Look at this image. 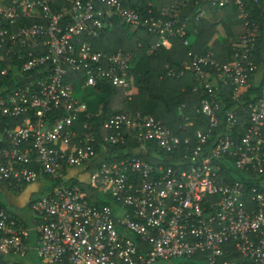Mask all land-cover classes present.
Returning <instances> with one entry per match:
<instances>
[{
    "label": "built area",
    "instance_id": "obj_1",
    "mask_svg": "<svg viewBox=\"0 0 264 264\" xmlns=\"http://www.w3.org/2000/svg\"><path fill=\"white\" fill-rule=\"evenodd\" d=\"M195 2L196 17L182 20L187 1L157 13L152 1L142 18L123 0H0V181L47 186L30 200L33 225L0 205V264L33 253L46 264H264V85L242 100L259 25L244 0ZM231 2L244 32L229 41L230 61L189 51L201 100L180 107L176 130L143 111L111 115L101 139L75 127L89 110L77 85L136 86V54L97 46L116 19L161 35L156 52L174 36L190 46L206 8Z\"/></svg>",
    "mask_w": 264,
    "mask_h": 264
},
{
    "label": "trees",
    "instance_id": "obj_2",
    "mask_svg": "<svg viewBox=\"0 0 264 264\" xmlns=\"http://www.w3.org/2000/svg\"><path fill=\"white\" fill-rule=\"evenodd\" d=\"M123 1L126 6L131 5L139 11H142V18L147 17L149 14L148 9L151 7L149 3L152 1L155 2V0ZM156 1L157 4L155 3L154 7L156 13L163 6H168L178 1H187L188 7H185L181 13V19L185 20L188 16L191 19L196 17V0ZM244 1L253 20L259 25L258 37L252 52V58L258 67L257 71L262 70L264 75V0L260 2H255V0ZM53 8L58 10L55 5H53ZM225 9L229 10V17L224 21L225 29L228 32L226 39L218 36L216 25L202 20L199 23V34L195 35L192 34L191 30L189 31L190 46L183 44V38L174 36L171 38L172 47L162 46L156 52H151V44L159 40L161 35L157 33L152 34L144 27L134 29L124 19H116L114 24L105 30V36L97 41V46L109 52L117 48H122L125 51H131L136 54L134 58L135 65L132 69L136 75V86L130 90L115 88L109 83H105L103 87L99 86L95 90L99 96V103L95 107L89 106V110L81 114L79 122L75 123V127L81 130L87 124L88 127L85 131L93 133L98 139H101V134H105L106 132L103 129V124L111 115L122 112L136 113L143 111L162 119L171 129L176 130L184 121L180 119V107L182 105L187 106L186 113H189L201 100L200 94L193 91V85L197 79L195 73L189 68L191 63L189 51L193 50L196 53L202 54L212 49L215 51L216 57L219 60L224 62L231 60L233 47L232 44H229V41L233 38L237 39L238 37L232 30V26L238 23L242 24V20L239 18L237 8L233 2L225 7ZM169 68L176 70L186 69V72L181 78H174L168 75ZM256 74L252 77L249 86L243 92L242 100L246 105L261 96V87L264 85V79L258 81ZM145 99L149 102L143 107V101ZM61 114L62 111L57 115L59 116ZM197 119V117H193L194 121ZM3 120L9 124H15V121L11 119ZM2 124L0 123V125ZM197 126L198 123H196L194 129ZM96 147L98 151L103 153L102 146L98 145ZM125 147L113 146L111 149H124ZM121 156L123 157V154ZM96 164L97 162H94L86 167H90L91 169ZM77 172L79 173V169L72 170L73 175L75 173L77 174ZM74 181L75 183L81 184L84 188H88L81 181L76 179ZM45 187L47 186L43 183L41 188L38 189V192L43 191ZM0 205L5 207L1 200ZM100 205L103 204L101 203ZM233 257L235 255L227 257L226 260Z\"/></svg>",
    "mask_w": 264,
    "mask_h": 264
},
{
    "label": "crops",
    "instance_id": "obj_3",
    "mask_svg": "<svg viewBox=\"0 0 264 264\" xmlns=\"http://www.w3.org/2000/svg\"><path fill=\"white\" fill-rule=\"evenodd\" d=\"M228 13V9H219L214 7L206 8V13H204V22L216 25L218 36L223 37V39H226L228 34L224 25V21L229 17ZM232 30L238 36L244 32L242 24L239 23L233 25ZM42 184V181L38 183L36 182L22 190H15L0 181V200L3 202V199H6L11 208L14 206H24L27 202L30 203V200L33 197L38 195V189L41 188Z\"/></svg>",
    "mask_w": 264,
    "mask_h": 264
},
{
    "label": "rangeland",
    "instance_id": "obj_4",
    "mask_svg": "<svg viewBox=\"0 0 264 264\" xmlns=\"http://www.w3.org/2000/svg\"><path fill=\"white\" fill-rule=\"evenodd\" d=\"M263 77V71L259 70V72L256 74V79L258 81H261ZM13 81H16V74H14L13 76ZM73 96L77 99H80L82 101H85L89 104V106H93L95 107L98 103H99V96L98 93L95 91L94 88L89 87V86H82V85H77L73 91ZM148 100H144L143 101V107L146 106V104H148ZM88 177H86L87 179ZM40 193L38 192L39 196ZM35 196V198L37 197ZM3 203L6 207V209L9 211H11L12 213L15 214V216L19 219H21L22 221H24L25 223H27L28 225H33L34 224V213L32 211V208L29 206V202L26 203V205L24 206H14L11 208V206L7 203L6 199H3ZM133 236V235H132ZM176 262H180L182 261V259L178 258L176 260H174ZM27 264H46L45 262H43L41 259H39L34 253L30 256V258L27 260Z\"/></svg>",
    "mask_w": 264,
    "mask_h": 264
}]
</instances>
